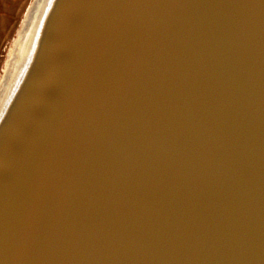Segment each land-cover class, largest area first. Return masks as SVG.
I'll return each instance as SVG.
<instances>
[{
  "label": "water",
  "instance_id": "95a60500",
  "mask_svg": "<svg viewBox=\"0 0 264 264\" xmlns=\"http://www.w3.org/2000/svg\"><path fill=\"white\" fill-rule=\"evenodd\" d=\"M0 264H264V0H46Z\"/></svg>",
  "mask_w": 264,
  "mask_h": 264
},
{
  "label": "bare ground",
  "instance_id": "6f19581e",
  "mask_svg": "<svg viewBox=\"0 0 264 264\" xmlns=\"http://www.w3.org/2000/svg\"><path fill=\"white\" fill-rule=\"evenodd\" d=\"M46 0H32L27 8L16 37L9 47L3 73L0 76V108L3 105L8 92L12 88L16 77L29 52L30 45L35 33L36 25L43 10Z\"/></svg>",
  "mask_w": 264,
  "mask_h": 264
},
{
  "label": "rangeland",
  "instance_id": "374dc122",
  "mask_svg": "<svg viewBox=\"0 0 264 264\" xmlns=\"http://www.w3.org/2000/svg\"><path fill=\"white\" fill-rule=\"evenodd\" d=\"M32 0H0V76L22 17Z\"/></svg>",
  "mask_w": 264,
  "mask_h": 264
}]
</instances>
